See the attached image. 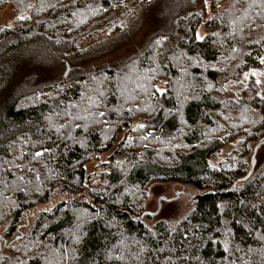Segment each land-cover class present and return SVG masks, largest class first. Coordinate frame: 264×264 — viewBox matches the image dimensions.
I'll return each mask as SVG.
<instances>
[{"label":"trees","instance_id":"obj_1","mask_svg":"<svg viewBox=\"0 0 264 264\" xmlns=\"http://www.w3.org/2000/svg\"><path fill=\"white\" fill-rule=\"evenodd\" d=\"M156 2L34 0L0 24V264H264V0H173L130 56L69 72ZM22 63L47 78L12 85ZM159 182L190 199L179 219L150 222Z\"/></svg>","mask_w":264,"mask_h":264},{"label":"rangeland","instance_id":"obj_2","mask_svg":"<svg viewBox=\"0 0 264 264\" xmlns=\"http://www.w3.org/2000/svg\"><path fill=\"white\" fill-rule=\"evenodd\" d=\"M33 1L34 0H17L15 3H10L6 8H4L0 12V24L11 26L17 18L24 17L27 14L29 7L31 6ZM172 1L173 0H157V2L152 7H150L142 15H140L142 16L140 17L142 22L140 21L141 23H139L143 28L138 34H136V36H134L130 43L114 50L108 55H104L97 59H93L86 62L76 59V62L70 65L69 72H72L73 70L81 67L97 68L102 64L119 62L130 56V54H132V52H134L136 48H138L142 40L145 38L146 33H148L149 31L153 33L158 31V29L162 28L164 17L166 13L170 10ZM205 34V28L204 26H201L198 32V37L202 39ZM99 37H102V35H100ZM89 41L91 40H86L84 44L88 45ZM28 66L29 65L27 63H22L18 66V68H16L17 71L12 85L16 86V84L22 81V78L30 72L38 73L39 79L47 78V73L49 72V70L47 72V69L45 70L42 67H34L30 70L31 66H29L30 68ZM25 72L27 73L24 74ZM122 137L123 134L120 135L119 139H121ZM116 147L117 144H115V146L109 151L102 153L99 157L100 162L103 164L109 162V159L114 154ZM228 150V147L224 148L223 153H226ZM96 163L97 162H91L87 165L88 171L90 173H94L96 169L99 168V166L97 167ZM213 163H217V161L213 160ZM184 190L190 193L195 192L193 187H191L190 185H187L186 189ZM178 191H181L180 187L166 182H159L151 187L149 191L148 200L145 203L146 210H149L151 212L158 210L160 197H165L167 200H162L163 202H161L160 213L156 216H153V218L150 219V222L156 221L158 219L177 220L187 212L188 208L191 206L190 199L184 195L178 200H174V198L178 195Z\"/></svg>","mask_w":264,"mask_h":264},{"label":"water","instance_id":"obj_3","mask_svg":"<svg viewBox=\"0 0 264 264\" xmlns=\"http://www.w3.org/2000/svg\"><path fill=\"white\" fill-rule=\"evenodd\" d=\"M262 143H264V139H261L258 142V145L257 146H260ZM255 155H256V152L254 153L253 158L255 157ZM249 174H251V172ZM163 199H166V198L165 197H160V199H159V208H158V210L156 212H159L160 211V209H161V202H162Z\"/></svg>","mask_w":264,"mask_h":264}]
</instances>
